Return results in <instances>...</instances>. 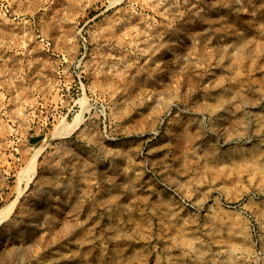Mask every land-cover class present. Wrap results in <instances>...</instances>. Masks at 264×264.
I'll return each mask as SVG.
<instances>
[{
  "label": "rangeland",
  "instance_id": "1",
  "mask_svg": "<svg viewBox=\"0 0 264 264\" xmlns=\"http://www.w3.org/2000/svg\"><path fill=\"white\" fill-rule=\"evenodd\" d=\"M0 212V264H264V0H0Z\"/></svg>",
  "mask_w": 264,
  "mask_h": 264
},
{
  "label": "bare ground",
  "instance_id": "2",
  "mask_svg": "<svg viewBox=\"0 0 264 264\" xmlns=\"http://www.w3.org/2000/svg\"><path fill=\"white\" fill-rule=\"evenodd\" d=\"M86 109V108H85ZM81 121L82 119H81V117H79V119H78V121ZM78 121L76 120V121H73V122H70V123H68V124H66V125H63V123H62V126H59V127H57V129L55 130V132L53 133V135H52V137H59V136H64L65 134H69L68 132L69 131H71L72 129H74V128H76L77 127V125H78ZM61 124V123H60ZM48 138V137H47ZM45 139V138H44ZM44 139H43V141H41V142H39L38 144H36L35 146H34V151H33V156L34 155H37L38 153H40V151L47 145V143H48V140L46 139L45 141H44ZM49 139V138H48ZM32 178V175L30 176V177H26V175H23L22 177H21V180H23L24 179V185L22 186V188H21V192L24 190V188L27 186V184H28V182H29V180ZM5 213V214H4ZM4 213H2V212H0V216L2 215V214H4V216L5 215H7V213L8 212H4Z\"/></svg>",
  "mask_w": 264,
  "mask_h": 264
}]
</instances>
